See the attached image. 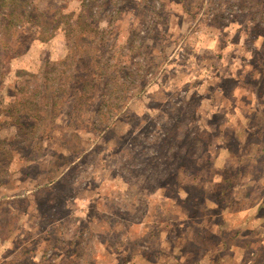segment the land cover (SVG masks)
<instances>
[{"label":"rangeland","instance_id":"374dc122","mask_svg":"<svg viewBox=\"0 0 264 264\" xmlns=\"http://www.w3.org/2000/svg\"><path fill=\"white\" fill-rule=\"evenodd\" d=\"M0 264H264V0H0Z\"/></svg>","mask_w":264,"mask_h":264},{"label":"trees","instance_id":"16d2710c","mask_svg":"<svg viewBox=\"0 0 264 264\" xmlns=\"http://www.w3.org/2000/svg\"><path fill=\"white\" fill-rule=\"evenodd\" d=\"M78 14V13H77ZM71 16L73 17L74 16V14H71ZM76 18H77V15L75 16ZM70 17H68V19H69ZM72 22V25H73V20L71 21ZM76 23V22H75ZM71 24H70V26H72Z\"/></svg>","mask_w":264,"mask_h":264}]
</instances>
